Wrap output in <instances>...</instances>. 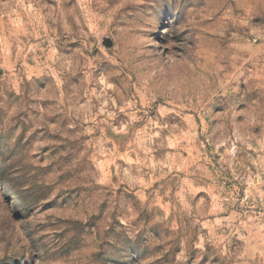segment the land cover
Here are the masks:
<instances>
[{"label": "rangeland", "instance_id": "1", "mask_svg": "<svg viewBox=\"0 0 264 264\" xmlns=\"http://www.w3.org/2000/svg\"><path fill=\"white\" fill-rule=\"evenodd\" d=\"M0 264H264V0H0Z\"/></svg>", "mask_w": 264, "mask_h": 264}]
</instances>
